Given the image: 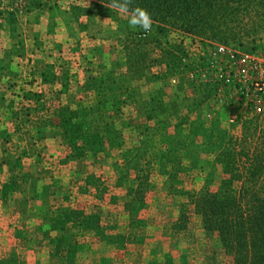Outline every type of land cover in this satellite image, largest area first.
<instances>
[{"label": "rangeland", "instance_id": "374dc122", "mask_svg": "<svg viewBox=\"0 0 264 264\" xmlns=\"http://www.w3.org/2000/svg\"><path fill=\"white\" fill-rule=\"evenodd\" d=\"M82 4L89 0H0V264H232L192 208L179 225L187 197L166 193L156 170L145 206L132 203L129 216L131 183L120 176L138 100L162 84L182 101L187 74L139 76L124 48L129 17L77 13ZM241 39L238 75L236 61L208 59L228 81L201 108L226 106L225 126L227 114L254 112L264 99V29ZM169 40H182L196 67L216 43L174 28ZM194 177L183 174L177 187H196Z\"/></svg>", "mask_w": 264, "mask_h": 264}, {"label": "trees", "instance_id": "16d2710c", "mask_svg": "<svg viewBox=\"0 0 264 264\" xmlns=\"http://www.w3.org/2000/svg\"><path fill=\"white\" fill-rule=\"evenodd\" d=\"M110 2L89 0L78 6L77 13L111 16L117 11L105 6ZM132 7L146 9L154 21L150 32L131 29L124 44L135 73L161 79L177 69L185 71L183 83L188 87L186 94L191 95L182 96L181 101L161 84L138 100L135 117L139 129L126 137L136 143L125 150L120 176L131 183L129 216L132 203L144 205L150 174L156 170L166 193L187 197L180 204V226L192 208L200 217L202 233L231 256L232 264H264V109L230 112L226 115L229 124L222 125L225 114L218 111L226 106L207 112L201 108L205 102L216 104L217 91L227 85L216 68L208 67L213 52L198 55L201 60L196 67L193 59L197 56L186 59L182 40H169L174 28L214 38L216 43L243 45L241 38L264 29V0H132ZM158 44L162 49L151 54L150 49ZM183 174L199 180V185L190 190L177 187Z\"/></svg>", "mask_w": 264, "mask_h": 264}, {"label": "built area", "instance_id": "2783aa9c", "mask_svg": "<svg viewBox=\"0 0 264 264\" xmlns=\"http://www.w3.org/2000/svg\"><path fill=\"white\" fill-rule=\"evenodd\" d=\"M214 48L215 49L212 51L213 52L212 57H214V55L218 54V56L223 55L224 57H226V59L228 61L229 60L230 61H236L237 65L235 67L234 74L238 75L240 72H242L241 66L244 64V61L246 59L244 53L240 52V50L237 47L229 46V45H226L224 43H215ZM252 61H253V63H251V66L253 69H250V70H252L255 73V75H257V72H258L257 56L252 57ZM216 70H217V73L219 76L224 77L225 80L228 81V78L226 77L225 73L218 71V69H216ZM260 83H262L261 85H259L260 89H262L264 92V80L260 81ZM232 90H233V88H232ZM253 107H254V112H262L264 109V99L259 100V101H255ZM233 115H235V114H233Z\"/></svg>", "mask_w": 264, "mask_h": 264}, {"label": "clouds", "instance_id": "9594fccd", "mask_svg": "<svg viewBox=\"0 0 264 264\" xmlns=\"http://www.w3.org/2000/svg\"><path fill=\"white\" fill-rule=\"evenodd\" d=\"M105 6L128 16L131 28L142 29L145 33L151 31L154 23L151 14L141 7H132V0H111Z\"/></svg>", "mask_w": 264, "mask_h": 264}]
</instances>
